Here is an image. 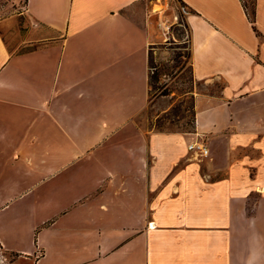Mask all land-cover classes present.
<instances>
[{
    "label": "crops",
    "instance_id": "1",
    "mask_svg": "<svg viewBox=\"0 0 264 264\" xmlns=\"http://www.w3.org/2000/svg\"><path fill=\"white\" fill-rule=\"evenodd\" d=\"M8 1L4 264H264V0H160L186 8L191 130L143 118L177 99H152L157 0Z\"/></svg>",
    "mask_w": 264,
    "mask_h": 264
},
{
    "label": "rangeland",
    "instance_id": "2",
    "mask_svg": "<svg viewBox=\"0 0 264 264\" xmlns=\"http://www.w3.org/2000/svg\"><path fill=\"white\" fill-rule=\"evenodd\" d=\"M152 4V3H151ZM159 5L164 12L158 13L154 7ZM149 22L156 35L150 51L152 70V99L161 92L173 90L177 98L167 113L155 117L153 107L144 112L145 118L159 128H193V100L188 94L193 80L190 72V46L185 15L176 1L171 5L157 0L151 7ZM157 76V78L155 77ZM159 87V89H158ZM143 120V123L145 121ZM8 255L0 248V264H4V256Z\"/></svg>",
    "mask_w": 264,
    "mask_h": 264
},
{
    "label": "built area",
    "instance_id": "3",
    "mask_svg": "<svg viewBox=\"0 0 264 264\" xmlns=\"http://www.w3.org/2000/svg\"><path fill=\"white\" fill-rule=\"evenodd\" d=\"M8 4V0H0V16L5 11ZM181 10L185 12L186 8L182 6ZM188 148L192 151L193 157L199 160H201L203 157L208 156L209 154L208 146L206 145V142L202 139L190 143L188 145Z\"/></svg>",
    "mask_w": 264,
    "mask_h": 264
},
{
    "label": "bare ground",
    "instance_id": "4",
    "mask_svg": "<svg viewBox=\"0 0 264 264\" xmlns=\"http://www.w3.org/2000/svg\"><path fill=\"white\" fill-rule=\"evenodd\" d=\"M154 9L158 12V13H163L164 12V9L162 8V7H160L159 5H156L155 7H154Z\"/></svg>",
    "mask_w": 264,
    "mask_h": 264
},
{
    "label": "trees",
    "instance_id": "5",
    "mask_svg": "<svg viewBox=\"0 0 264 264\" xmlns=\"http://www.w3.org/2000/svg\"><path fill=\"white\" fill-rule=\"evenodd\" d=\"M151 67V66H150ZM156 78H157V76H155ZM152 78H153V76H152V71H151V74H150V86L152 87L153 85H152ZM159 88V87H158ZM194 111V110H193ZM193 117H194V112H193ZM193 126H194V119H193Z\"/></svg>",
    "mask_w": 264,
    "mask_h": 264
}]
</instances>
